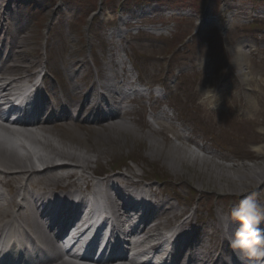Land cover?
Wrapping results in <instances>:
<instances>
[{
  "label": "rangeland",
  "instance_id": "obj_1",
  "mask_svg": "<svg viewBox=\"0 0 264 264\" xmlns=\"http://www.w3.org/2000/svg\"><path fill=\"white\" fill-rule=\"evenodd\" d=\"M31 2L32 5L28 4L24 9L29 13V29L23 33L28 36L26 56L35 58L33 55L37 50L40 61L45 59L43 48L48 37L50 70L63 84L67 83V63L76 57L85 58V75L88 79L92 75L93 82L97 80L94 71L98 72V77L111 73L122 75V68L132 63L139 70L142 82H164L171 88L168 95L172 97L173 111L169 112L176 115L184 135L190 137L189 143L167 128L151 127L144 122L142 113L124 117L123 121L130 127L133 125L147 141L149 133H154L163 147L176 143L188 149L191 153L188 155L191 160L185 165L190 169L187 170L188 177L173 174L162 161L150 160L145 144L137 138L127 141L123 136L119 144L104 139L103 135L98 137L104 143L99 147L106 155L98 163H92L91 172H109L115 166L123 172L134 168L145 179L172 180L167 192L173 200L178 197L182 205L192 202V210L202 209L198 221L203 223L201 226L210 244L212 230L217 231L215 220L209 218L212 213L218 209L229 212L247 193H256V199L264 205V0ZM50 18L54 19V25L49 32ZM126 22L129 25L125 26ZM240 50L246 64H239ZM127 53L129 61L125 56ZM242 71H248V76L243 77ZM84 77L79 84L91 82ZM208 88H213L216 93L212 108L210 102H198L201 92ZM155 90L159 91V88ZM260 100L262 105H259ZM55 130V135L70 133L71 138L76 139L81 136L85 149L71 145L70 141L65 145L79 147L80 151L95 157L91 148L95 138L92 131L89 135L88 129L79 126ZM38 146L32 152L41 155L44 147ZM197 160L213 166L220 164L218 171L220 169L236 184H226L225 191L215 188L213 178L208 188L203 187L201 183L207 177L201 171H207L204 170L207 167L198 164ZM251 174L259 177L254 178ZM249 180L252 181L248 184L251 188L239 193L243 187L238 185ZM231 187L238 193L227 191ZM215 235L219 242L220 233Z\"/></svg>",
  "mask_w": 264,
  "mask_h": 264
},
{
  "label": "bare ground",
  "instance_id": "obj_2",
  "mask_svg": "<svg viewBox=\"0 0 264 264\" xmlns=\"http://www.w3.org/2000/svg\"><path fill=\"white\" fill-rule=\"evenodd\" d=\"M30 1L0 0V35L3 34L4 30L2 21L7 22L8 20V25H10L11 28V32L9 33L10 36L3 40L2 47H0V54H5L9 51L12 52V54L9 53V58L2 59V61L5 60L6 62L1 61L0 74L4 77L11 73H15L19 76L29 73L33 64H37L36 60L39 59L37 57L31 58L26 56L28 45H26L25 41L28 36L23 33L29 29V24L27 22L25 23L26 26L23 24V19L27 20V14L23 12L24 6L21 5H28L31 3ZM9 4H15L17 6L16 12L13 13L8 11L6 20H1L3 16L7 15L6 13ZM51 24L52 23L50 22V25ZM240 49L243 48L240 46ZM238 56H240L239 64H246V58L241 50L239 51ZM67 65L65 72L67 83L64 84V98L67 97L68 99H63L56 103L47 98L44 106L43 122L36 127L38 132L33 133L32 131H26L25 134H23L24 131H17L20 136L26 139L30 148H28L26 144H17L15 142L10 143L7 139L0 137V189L2 190H0V233L5 230L3 225L8 223L7 221L5 222V219L9 217L10 213L14 210V207H16V204L25 203L27 204V210L17 213V217L20 220L8 224L12 223L13 226H16L17 224L23 225L24 229H29L30 232L38 235L41 243L46 245V248L49 251L52 250V243L39 228L38 218L34 217V214L39 208H41V206L45 208L44 210H48L50 207V197H63L66 199L69 196H80V194L82 196V194H84L83 185H88V187H90V184L93 183L94 176L91 174L94 175L95 172H91L92 163H98L100 158L106 155L103 148L99 147L101 144H104L103 141L99 139L102 135L104 136V139H110L111 142L116 144H119L122 136L126 138L127 141L137 138L141 141V144H145L144 148L146 150V156L150 158V160L154 161L155 159L156 161H162L161 163L163 166L168 168L170 172L184 178L188 177L187 172L190 170L185 165H187L188 160H191L188 156H191L188 149H185L176 143L175 146L163 147L164 145L154 137V133L153 135L149 133L147 141V137H144L143 134L141 135L133 125L130 127L125 121H123L124 116H130L132 111L131 109H123L124 106H122V104L124 102H132V96L140 97L142 95V92H139V90L134 87V81L129 82L130 91L128 94H124V88L119 83L113 85L107 83V85H103L101 87L103 92L99 94L98 91L100 87H98L97 84L92 83L90 86H84L77 83L86 70L85 58L76 57L73 60H70ZM247 65L245 68H247ZM248 73V71H242L241 75L247 77ZM24 79L25 78L5 79L0 77V94L3 99L9 97L10 93L13 92L21 80ZM248 83L250 84L249 81ZM260 88L262 89L261 86ZM98 94L105 98L106 106L115 102V105L118 106L115 114L112 115L110 109L98 114L97 117H93L90 114L98 111L96 107ZM262 104L263 101L260 100L259 105ZM261 108L262 107L259 109L260 111ZM65 109L66 117L63 118L60 111ZM60 121H67L69 123L75 122L71 124V127L77 123H80L82 126H87L89 135L92 131V136L95 138L94 141H92L93 147L91 148H93L92 152L96 153L95 157L90 153L87 155L86 151L79 150V147L84 148L83 143H85L81 140V136L76 139L71 138L70 133H66V137L65 135L60 134L55 135L56 130L51 129L49 126H53L55 122ZM131 124H134V122ZM98 131L99 134H96ZM77 135L78 134H76V136ZM66 141H70L71 145L76 144L79 146L78 149L65 145ZM38 145L44 147V152H42L41 155L32 152V149H38ZM95 146L99 147L98 150L96 149L99 151L98 153L94 149ZM35 157L37 159H35ZM197 163L203 164L207 167V169H204L207 171H201L202 174L207 177L206 180L201 183L203 187L208 188L209 184H211L210 181H213L214 179L215 182L213 183L217 186L215 188H221L223 190L228 187H225L226 184H236L234 180L223 175V172H221L220 169L218 171L217 167H219L220 164L215 165V167L212 164L208 165L204 160H197ZM43 168L44 171L40 172L39 170ZM252 175L253 174H251V176ZM253 176L254 178L259 177L256 174ZM114 179L119 186L116 190L115 196H111L107 191L103 192L104 196L107 197L111 207L121 212L120 214L122 215L120 216L126 215L127 212L135 213L137 211L135 194L140 193L138 189L142 188L145 178L133 168L119 174V176ZM244 180H246V175ZM249 181V183H246L245 181L241 183V185H238L240 188L243 187V190H240L239 193L251 188L248 184L251 185L252 181ZM15 184L19 186L20 190L15 193V196L12 193L9 195ZM69 184L75 186L77 191L71 190L69 194H63L64 192L58 190ZM108 187L110 188V186ZM145 190L148 191L150 200L149 210H154L155 214L153 218L146 222L148 227L143 232L145 235L143 237L144 246L142 251L153 250L157 253L164 252L172 241L170 238L161 234L160 229L162 226L168 225L172 219H178L184 215V211H179L178 209V206H181L179 200L177 204H174L169 199L160 198L161 195L166 192V189L157 188L154 191L152 187L144 186L141 191L145 192ZM223 190L220 191H226ZM227 191L230 193H238L232 189V187ZM57 192L61 193L57 194ZM22 193H24V195H22ZM155 205L156 207H154ZM79 209L80 207L77 208V210ZM63 213H66L65 209L63 210ZM195 216L196 214L194 217ZM131 221L132 220L129 218L125 219V223L129 225V227L132 225ZM184 222L181 233L183 238H186L187 241L185 242L184 252L182 253V264H227L225 262V257L227 255L225 252V244L228 243V240L224 238L226 242L221 248H219L221 252H219L220 254H217L215 258L212 256L213 253L211 252L215 248L217 249L220 244L217 243L215 248L214 245L211 248L207 247L205 242L200 241V230L192 228L194 223L193 218L189 216ZM231 224L233 228L236 225V222L233 221ZM10 230L11 232H14L13 228ZM218 231L221 232L219 227ZM229 231L231 232L232 230L229 229ZM26 238H29V234L26 235ZM195 246L198 248H195ZM239 257H241L240 261L242 263L249 262L245 264H256V261L260 258L242 257L240 255ZM54 263L67 264L64 263L61 258H57Z\"/></svg>",
  "mask_w": 264,
  "mask_h": 264
},
{
  "label": "clouds",
  "instance_id": "obj_3",
  "mask_svg": "<svg viewBox=\"0 0 264 264\" xmlns=\"http://www.w3.org/2000/svg\"><path fill=\"white\" fill-rule=\"evenodd\" d=\"M216 93L213 88L201 92L198 101L210 102L214 107ZM256 193L245 196L229 212L217 210L218 227L225 233L230 247L242 257H264V229L259 225L264 221V205L256 199ZM236 222L234 232H229L232 222Z\"/></svg>",
  "mask_w": 264,
  "mask_h": 264
}]
</instances>
